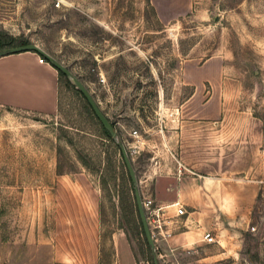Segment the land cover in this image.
<instances>
[{"label": "rangeland", "instance_id": "1", "mask_svg": "<svg viewBox=\"0 0 264 264\" xmlns=\"http://www.w3.org/2000/svg\"><path fill=\"white\" fill-rule=\"evenodd\" d=\"M9 36L69 68L115 134L63 72L54 112L0 106V264H126L119 238L130 264H150L149 254L159 264L215 262L212 243L171 249L170 235L151 236V247L133 193L143 174L180 165L179 119L211 83L263 129L250 170L257 197L212 242L235 264H264V0H0V39Z\"/></svg>", "mask_w": 264, "mask_h": 264}, {"label": "crops", "instance_id": "2", "mask_svg": "<svg viewBox=\"0 0 264 264\" xmlns=\"http://www.w3.org/2000/svg\"><path fill=\"white\" fill-rule=\"evenodd\" d=\"M38 55L33 49L0 53V106L42 113L56 110L58 71L46 59L39 61ZM201 87L196 83L192 95ZM219 88L211 83L205 99L186 102L192 104L191 110L176 128L174 158L180 165L172 160L168 170L138 178L141 196L151 195L157 203L178 200L185 207L174 217L167 246L183 249L212 243L215 257L230 248L205 241L203 233L209 231L219 240L221 227L228 231L237 224L238 208L254 203L260 179L250 173L251 159L259 154L263 135L261 120L238 102L223 99ZM167 207L174 214V207Z\"/></svg>", "mask_w": 264, "mask_h": 264}, {"label": "water", "instance_id": "3", "mask_svg": "<svg viewBox=\"0 0 264 264\" xmlns=\"http://www.w3.org/2000/svg\"><path fill=\"white\" fill-rule=\"evenodd\" d=\"M24 49H33L41 54H43L46 58V60L48 62H50L53 66H55L56 68H58L59 70H61L63 73L68 74L71 76V78L73 79L75 85L77 86V88L79 89V91L81 92V94L83 95V97L86 99L88 105L90 106L91 110L93 111V113L95 114V116L98 118V120L100 121V123L102 124V126L104 128H106L108 130V132L111 135L115 134V130L113 128V125L111 124V122L109 121V119L107 118V116L103 113V111L100 109V107L98 106L96 100L94 99V97L92 96V94L89 92V90L87 89V87L83 84V82L74 74H72L69 70V68H67L61 61L55 59L50 53H48L47 51H45L40 45H38L35 42L32 41H28V42H24L21 44H16V45H12L9 46L6 49V52H13V51H19V50H24ZM119 148L122 154V158L123 161L125 163L126 169L129 173L130 179L133 181H136V177H135V173L130 161V158L127 154V151L125 149V146L122 142L119 143ZM133 193H134V198H135V204H136V208H137V212L141 221V225L143 228V232L146 238V241L148 242V244L152 247L153 246V241L150 235V231H149V227L146 221V217L144 214V210L141 204V194L139 191V188L135 185L133 188ZM152 261L153 264H159L156 256L153 255L152 257Z\"/></svg>", "mask_w": 264, "mask_h": 264}, {"label": "built area", "instance_id": "4", "mask_svg": "<svg viewBox=\"0 0 264 264\" xmlns=\"http://www.w3.org/2000/svg\"><path fill=\"white\" fill-rule=\"evenodd\" d=\"M45 56L41 53L38 55V60H45ZM132 134H136V129L132 128ZM141 204L144 210L146 221L148 223L150 235L155 239V236H168L172 233V224L176 221L175 218H171L165 213V208L168 205L174 207V216L180 215L185 212L184 205L178 200H173L169 203H157L151 195H142ZM203 238L205 241H215V238L209 231L203 233ZM236 260L234 258H217L214 262L207 261L206 264H235Z\"/></svg>", "mask_w": 264, "mask_h": 264}, {"label": "trees", "instance_id": "5", "mask_svg": "<svg viewBox=\"0 0 264 264\" xmlns=\"http://www.w3.org/2000/svg\"><path fill=\"white\" fill-rule=\"evenodd\" d=\"M24 42H27L24 38H20L18 41H14V38L9 36L8 38H4V39H0V53H3V52H6V49L9 47V46H12V45H16V44H21V43H24ZM3 47H5L3 49ZM55 67V66H54ZM56 68V67H55ZM58 72H62L61 70H59L58 68H56ZM112 124V123H111ZM105 129V128H104ZM106 132L108 133V130L105 129ZM109 134V133H108ZM129 180L131 181L132 183V180L130 179V176H129ZM148 259L150 261V264H153L152 262V256L151 254L148 255Z\"/></svg>", "mask_w": 264, "mask_h": 264}]
</instances>
